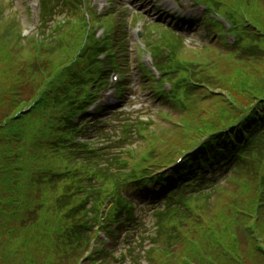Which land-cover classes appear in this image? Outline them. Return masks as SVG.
<instances>
[{
	"label": "rangeland",
	"instance_id": "1",
	"mask_svg": "<svg viewBox=\"0 0 264 264\" xmlns=\"http://www.w3.org/2000/svg\"><path fill=\"white\" fill-rule=\"evenodd\" d=\"M17 0H15L16 2ZM116 7L119 5L120 9H123L125 6V3L119 2L118 0H115ZM3 5L6 6V2H3ZM17 7L20 8V11L22 10V6L16 4ZM253 10L250 11L252 15H250L251 18L255 19L257 23L260 24L261 28L264 30V6H262L260 3H256L253 6ZM144 25V23H143ZM141 25V27L143 26ZM133 30L131 27H127V34L130 37L127 43V48L129 50L132 49V36H133ZM7 38L5 36H2L0 33V91H8L7 86L11 83V80L13 78L12 76V70L11 67L14 66V56L9 51V43L10 41L6 40ZM218 61L220 62L218 70L216 71L219 75H225L230 77V84L231 89L228 90V92H225L223 95H219L218 98L214 97L213 99L209 100L208 102L203 103L201 106L205 109L203 113L200 115H191L187 117H179L177 119L178 125L175 127H172L171 129H164V134L172 135L173 134V140L170 142L168 147H181L184 145V143L189 140V138L192 136L194 129L201 130L204 128L205 125H208L212 121H215L216 119L220 118H226L225 115L227 113L231 112L232 106H236V104L242 103V98H246V96H249L251 93V90H257L261 87L264 81V61L256 63V65H250L245 67H239L235 64V62H230L228 58H219ZM247 76L248 85L246 88H242L241 84L238 82V77ZM258 75L262 76L261 80H257ZM254 83V85H252ZM225 90L226 87H225ZM229 102L222 101V98L225 97ZM231 104V105H230ZM190 125L187 129L186 126ZM245 193H248L247 191ZM217 206V205H216ZM248 228L251 227L250 221H247ZM259 229H254V231L247 232L250 234L251 237H255V234H257V238L259 240L263 241L264 239V223H260ZM246 233V235H247ZM261 233V234H260ZM245 235V236H246ZM251 238L247 236L245 241L243 242L244 246H247L249 244V241ZM255 242V239H252V242ZM17 242L21 243V240L18 239ZM257 242V240H256ZM214 248V245L212 244V241L209 244L208 250L212 252ZM239 248V247H238ZM3 251L7 254H2L7 259L8 264H11L17 255L19 257H24V251L23 250H14L12 248H9V246H4ZM175 264L176 261H175ZM249 264H264V261L261 263L256 262H250Z\"/></svg>",
	"mask_w": 264,
	"mask_h": 264
},
{
	"label": "trees",
	"instance_id": "2",
	"mask_svg": "<svg viewBox=\"0 0 264 264\" xmlns=\"http://www.w3.org/2000/svg\"><path fill=\"white\" fill-rule=\"evenodd\" d=\"M242 78H243V80L245 79L244 81L247 82V85H248V81L246 80L247 76L245 75ZM252 85H254V83ZM252 93H254V92H252ZM259 96L260 97L264 96V91H262ZM19 113H22L21 110H19ZM18 116H21V114H18ZM8 146H10V145L7 143V147ZM7 147H6V149H8ZM10 188L16 194H19L20 190H22V188H20L17 184H13ZM8 191H9V188L4 187L2 193L6 194ZM11 195L12 194L10 193L9 195H6V196H0V213L2 212L4 214L3 217H0V226H6L7 225L5 222V219H7V221L11 219L12 221L15 222L18 219V215H19V213H21L22 208H25V205H23V207L16 206L15 209L11 210L9 205H7L8 202H10V200H11ZM12 203H14V201L10 202V204H12ZM9 244H10V246H12L14 244V240L11 239L9 241ZM3 247H4L3 243L0 242V249ZM226 247H228V246H226ZM260 247H261V251H262L261 257L263 258V261H264V246H259L257 244L256 245L253 244L251 247H249V251L248 252L243 251V254L244 255H251L252 254L250 252L251 248H253V250H251V251L257 252L260 250ZM11 248L14 250H20L21 249L24 251V257H19L17 255V257L15 258V260L11 264H51L50 262L45 261V259L47 257L45 255H43L42 247L39 245L28 246V245H25L24 243L17 242ZM219 251H220V255H223L224 253L227 252L226 248H220ZM228 251L231 252V249H229ZM3 254H7V253H5L3 251ZM232 255H233L234 261L237 260L239 264L243 262L242 257L240 258L239 256L235 255V253ZM225 258H227V257H225ZM204 260H206V259H204ZM246 261L247 260H245V262ZM231 262H233V261L229 259V263H231ZM0 264H7V260H6L4 255H3V257H0ZM245 264H248V263H245Z\"/></svg>",
	"mask_w": 264,
	"mask_h": 264
}]
</instances>
